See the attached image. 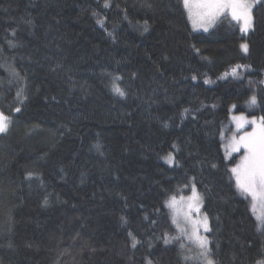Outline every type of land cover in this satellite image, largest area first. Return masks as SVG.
I'll use <instances>...</instances> for the list:
<instances>
[{
    "label": "trees",
    "instance_id": "trees-1",
    "mask_svg": "<svg viewBox=\"0 0 264 264\" xmlns=\"http://www.w3.org/2000/svg\"><path fill=\"white\" fill-rule=\"evenodd\" d=\"M105 3L0 0V264H183L166 202L193 185L215 264L264 261L226 154L231 109L264 117V0L248 33L192 31L183 0Z\"/></svg>",
    "mask_w": 264,
    "mask_h": 264
},
{
    "label": "snow or ice",
    "instance_id": "snow-or-ice-1",
    "mask_svg": "<svg viewBox=\"0 0 264 264\" xmlns=\"http://www.w3.org/2000/svg\"><path fill=\"white\" fill-rule=\"evenodd\" d=\"M183 3L193 26L203 28L205 31L208 30V26L214 24L219 17L224 15H229L233 21L239 23L241 32H247L252 27L253 17L251 9L253 4L250 0H183ZM107 6L106 0L105 7ZM103 22L102 19L97 21L101 25ZM145 30H147L146 22ZM240 48L244 53H247L249 45L241 43ZM249 67V65H234L230 71L224 73V76L231 75L236 77L240 74L241 69ZM113 88L119 95H125L118 84H114ZM17 96H20V92L17 93ZM255 103L256 97L253 96L250 99V104L254 105ZM15 111L19 112L20 109L16 108ZM233 120L236 121L238 129H242L247 123L255 125L251 132H246L238 138L236 136L231 137L226 145V154L230 155L231 152H239L241 148L245 149V154L241 157L240 162L231 168L230 171L235 176L236 186L241 194L251 196L253 211L255 212L258 206L262 209L257 219L260 221V226L264 227V117H261L259 122L255 119L248 121L243 115L235 116ZM10 123V118L3 111H0V133L7 132ZM165 159L169 164H172L175 160L171 153ZM31 175L32 173H29V176ZM182 201L183 197H181V201H177L176 196H171L166 202L167 206L173 210L174 223L176 222L175 217L181 214L178 204ZM200 203V197L195 190V185H193L192 195L188 198L187 211L183 212L184 219L191 223V234L188 235V238L193 240L200 249L198 258L202 260L203 264H215L208 239L200 235L201 228L205 232L209 231L208 218L205 215L200 219H192L191 216L193 212L197 214L200 212ZM177 227L181 233H185V229L180 228L179 224H177ZM132 240V247H135L136 238L132 237ZM165 242L167 243L168 241L166 240ZM149 264H151V261H149ZM258 264H264V261H260Z\"/></svg>",
    "mask_w": 264,
    "mask_h": 264
},
{
    "label": "rangeland",
    "instance_id": "rangeland-1",
    "mask_svg": "<svg viewBox=\"0 0 264 264\" xmlns=\"http://www.w3.org/2000/svg\"><path fill=\"white\" fill-rule=\"evenodd\" d=\"M250 2L253 4L252 9H251V15L253 17V23H252V27H253V24H254V7L259 2V0H250ZM186 13H187V17H188V20H189V23H190V27H191L192 31H194V32H208L223 17H228L229 20L231 22H233L235 24V26L240 30V24L239 23L233 21L229 15H224V16L219 17L215 21L214 24H212L211 26H208V30L205 31L203 28L194 27L193 24H192V21H191V19L189 17L187 9H186ZM252 27L247 32H241V31L240 32L241 33H248L252 29ZM183 114L186 115L187 112L184 111ZM240 115H243L248 121H251L253 119H255L257 122L260 121L259 117L250 116V115H248L246 113H243V112H235L233 109H231V112H230V115H229V121H230L229 123L231 124V129L228 131L227 144H228L229 140L231 139V137L236 136L238 138L239 136L243 135L246 132H251L253 130V128L255 127V125H253L251 123H247V124L244 125V127L242 129H238L236 127V121L233 120V117L240 116ZM236 153H239L238 162H237V164H238L240 162V160H241V157L245 154V149L241 148L240 151L236 152ZM195 190H196L197 194L199 195L200 201H201V203H200V212L198 214L193 212L191 214V216H192V219H200L203 216H205L206 214L202 210V194L196 188H195ZM191 195H192V191L189 194H187V195H182V196L176 197L177 201H181V197H183V201L178 204V208L180 209L181 214L177 215L175 217L176 223L180 225V228L185 229V233H186V234L182 233L184 239H183V243L181 244L182 248L180 249V256L184 257L183 258V261H184L183 264H203L202 260H200L198 258V254H199L200 249L197 247V245L195 244V242L193 240H190L188 238V235L191 234V223L187 222L184 219V217H183V212L187 211L188 198ZM249 198H250V203H251V206H252V198H251V196H249ZM261 211H262V209L258 206L254 213L256 214V216H258ZM208 227H209V221H208ZM200 235L207 238V232H205L203 230V228H201V230H200Z\"/></svg>",
    "mask_w": 264,
    "mask_h": 264
}]
</instances>
